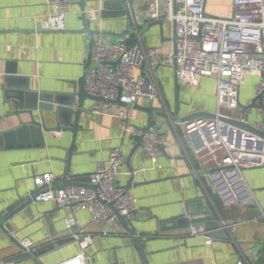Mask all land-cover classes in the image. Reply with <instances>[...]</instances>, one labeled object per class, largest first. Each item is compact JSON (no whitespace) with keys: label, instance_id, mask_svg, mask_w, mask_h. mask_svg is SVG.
Masks as SVG:
<instances>
[{"label":"crops","instance_id":"crops-1","mask_svg":"<svg viewBox=\"0 0 264 264\" xmlns=\"http://www.w3.org/2000/svg\"><path fill=\"white\" fill-rule=\"evenodd\" d=\"M104 1H85L89 20V12L102 10ZM119 1L124 2L125 9L118 16L101 15L100 20H91V29H103L105 42L118 41V33L126 30H141V34H128L132 43L137 38V43L156 46L162 55L173 50L172 21L163 19L162 25L151 21L147 2ZM206 9L215 16H229L235 11L234 0H206ZM54 10L45 0H0V220L29 199L36 174L53 171L57 186L66 179L75 184L87 183L96 163L108 158L113 148L122 147L127 161L118 178L126 187L131 184L130 194L139 199V209L128 220L141 236L145 260L120 220L114 225L96 222L89 209L82 208L76 213L77 225L69 228L66 218L71 216L72 205L35 200L13 214L5 228H0V264L13 259H17L15 264H57L83 251L89 264H264V219L260 217L264 211V155L241 156L246 165L241 173L253 197L245 204H225L213 180L205 175L220 160L222 151L197 155L185 130L186 123L171 119L194 111L215 112L216 77H200L196 83L188 84L177 77L173 66H156L153 73L145 70L147 79L158 83L161 95L152 99L145 94L138 104L166 113L156 115L152 126L159 127L170 141L166 153L158 158L162 167L152 168L142 145L128 159L138 141L121 135L119 117L92 114L91 106L96 101L92 97L85 99L77 133L69 129L22 128L31 121L28 109L38 106L40 98L55 97L67 103L76 96L79 101L92 33L83 20L81 4L70 6L64 31L43 30L42 20ZM197 92L204 99L198 100ZM242 97L241 91V104H248L255 93H247L244 100ZM49 115L46 125L55 127L57 117L54 112ZM35 116L42 120L40 110L35 111ZM258 119L249 117L252 122ZM148 121V112L133 109L134 124L147 126ZM19 127L22 129L16 131ZM193 162L200 175L194 172ZM204 210L211 211L226 228V239L214 237L212 243H207L205 234H188L187 227H178L179 223L162 227L160 222L185 212L191 218L200 217ZM103 229L112 232L104 235ZM80 231L93 234V241L86 248L74 237ZM26 238L40 253L21 254L20 240Z\"/></svg>","mask_w":264,"mask_h":264},{"label":"built area","instance_id":"built-area-1","mask_svg":"<svg viewBox=\"0 0 264 264\" xmlns=\"http://www.w3.org/2000/svg\"><path fill=\"white\" fill-rule=\"evenodd\" d=\"M123 1L131 4L135 0ZM137 1L150 5L147 11L151 21L169 19L174 23L173 50L162 55L156 46L146 47L142 43L132 45L128 34L122 35L116 42L107 43L104 41L103 29H96L92 35V55L97 65L87 71L86 89L90 94L104 97L107 101H95L91 113L119 117L121 135L131 137L136 142L141 139L143 154L152 161V168L162 167L158 158L170 145L167 134L159 127L145 131L142 125L132 122L133 106L138 104L141 96L147 94L156 99L161 95L157 82H150L145 89V70L153 73L156 66H173L177 77L188 84L196 83L200 77H216L217 116L192 118L186 122L185 130L194 143L197 155L214 153L219 149L222 151L220 160L205 175L213 180L225 204L247 203L253 194L241 173L246 166L241 156H263L264 137L224 122L220 116L245 120L241 113V85L249 74L254 75L259 78L255 85V98L262 107L260 118L250 122L258 130L264 131V0H234V13L224 17L210 14L206 9V0ZM80 2L82 0H45L55 10L42 20V29L64 31L70 6ZM101 11H90V19L100 20ZM85 12L88 13L87 10ZM118 98L131 104V107L111 102ZM126 161L123 148L115 147L108 158L96 163L87 183L66 187L55 184L56 175L53 171L36 174L35 187L28 198L54 201L59 206L72 205L71 216L66 218L69 228L77 225L76 213L82 208L89 209L94 221H104L109 225L119 221L115 210L128 219L133 218L139 209V199L131 195L118 178L120 168ZM194 170L200 175L195 165ZM260 217L264 219V211ZM186 229L188 234H205L206 242H213L214 236L204 225H190ZM80 232L74 237L86 248L93 241V234ZM101 232L107 235L112 231L103 229ZM20 251L23 256H29L36 252V246L32 240L22 239ZM16 262L17 259H13L2 264ZM57 264H89V260L86 251H83Z\"/></svg>","mask_w":264,"mask_h":264},{"label":"water","instance_id":"water-1","mask_svg":"<svg viewBox=\"0 0 264 264\" xmlns=\"http://www.w3.org/2000/svg\"><path fill=\"white\" fill-rule=\"evenodd\" d=\"M104 6L103 9L101 11V15L104 18H111V17H115L119 15V12L121 10L125 9V4L122 1L119 0H106L104 1ZM81 6L83 7V20L85 21V24L87 25V30L89 32L92 33V35L94 34V32L96 31L95 29H91L90 28V24H91V20L88 19L87 14L85 12L86 10V2L84 0H82V2H80ZM155 23H160L161 25L164 23L163 19H157L154 20ZM129 33H133V34H141V30L140 32H138V30H126L122 33H118L120 34V36L124 35V34H129ZM174 34V33H173ZM137 38L136 40L132 43V45H136L137 43ZM173 40H175V35L173 36ZM92 48H93V39L91 41V46H90V52H89V58L88 61L86 63V67H85V74L81 80V86H80V93L78 94V98L79 101H76V96H74V98L67 103H63L58 101L55 97L53 99H43L40 98V102H38V106H33L32 108L28 109V112L31 114V121H29V123L25 124L22 126V128H27V129H35L38 128L39 130H45V131H51V130H71L74 133H77V131L80 129L79 123H80V117L82 116V114L85 112V108H84V102L85 99L87 97H92L94 98L96 101H107L106 98H101V97H96L92 94H90L87 89H86V78H87V71L90 67L92 66H96L97 63L93 60V55H92ZM116 64V63H115ZM175 69V68H174ZM150 81L147 79L145 82V89L147 88V86L149 85ZM113 103H115L118 106H124V107H131V104L126 103L121 101L120 98H118L117 100L111 101ZM58 103V106L55 108V104ZM60 104V105H59ZM134 108L138 109H142L146 112H148L149 114V121H148V125L147 126H143L145 131H148L152 128L153 126V122L155 121L156 115H162L165 116L166 113L163 112L161 109H155L154 107L151 106H142L140 104L134 105ZM262 104L257 102V99L254 98L250 103L248 104H243L242 106V110L241 113L243 115V118L245 119L244 121H240L237 119H233L231 117H226V116H220V119L224 122H229L239 128L242 129H247L253 133H255L256 135L260 136V137H264V131L262 132L261 130H258L250 121H249V117L250 114L253 110V108H261ZM36 110H40V116L42 120H38L35 116V111ZM50 112H54L56 117H57V124L55 125V127H47L46 125V119L49 115ZM217 116V114L213 111H194L191 112V114H188L187 116H183L180 117L179 114H176L174 117H171V119L175 122L178 123H186L187 121L192 120V118H196V117H215ZM21 127H19V129H17L16 131H20L22 129ZM4 135V134H3ZM142 145L141 139L138 141L136 147L133 149L132 153L129 155L128 159L131 158V156L133 155V153L136 151V149ZM73 148L70 151V154L72 153ZM166 153V152H165ZM69 162V160H68ZM69 173V171H67V174ZM199 173H201V171H199ZM134 178V177H133ZM70 184H75V182H72L71 180L66 179V181L63 183V187L66 186H70ZM129 184L126 188L129 189L130 188ZM34 201V199L29 198L26 201H24L16 210H14L13 212H11L10 214L6 215L5 218H2L0 220V228H5L4 224L5 222L11 218V216L13 214H15L16 212H18V210L26 207L27 205H29L30 203H32ZM111 206H113V204H110ZM189 207V205L187 206ZM186 207V208H187ZM187 210H189V208H187ZM115 213L118 215L119 220L121 221V223L123 224V226L127 229V231H129L132 236L134 237L135 243L137 245L138 248H140L142 255L144 257L145 260V249L143 248V243H142V239L141 236L139 235L138 231H136L132 226L130 221L128 220L126 215H122L121 213H119L117 210H115ZM160 222L162 223V227L165 226L166 224H170L172 226V224L174 223H179L178 227H189L190 225H204V227L208 230L211 231L210 235L213 237H218V238H222V239H226L228 237L226 228L224 226H222L220 224V221L215 219L214 215L211 214V211L209 210H204L202 216L200 217H195V218H191L190 214L185 212L184 214L177 216V217H173V218H169V219H160ZM38 253H40L39 251L35 252V255H37Z\"/></svg>","mask_w":264,"mask_h":264},{"label":"rangeland","instance_id":"rangeland-1","mask_svg":"<svg viewBox=\"0 0 264 264\" xmlns=\"http://www.w3.org/2000/svg\"><path fill=\"white\" fill-rule=\"evenodd\" d=\"M259 81V78L258 77H256V76H252V77H247L245 80H244V82H243V84L241 85L242 87H241V91H242V94H243V97H242V100H244V97L247 95V93H248V95L249 96H251L252 95V93L254 94L255 93V85H256V83ZM205 86L206 87H208V83H206L205 84ZM245 87V88H244ZM243 89V90H242ZM246 93V94H245ZM245 94V95H244ZM200 97H203V99H204V96H201V93L200 92H197V99L198 100H201V98ZM198 104H201L202 102L200 101V102H197ZM215 105V104H214ZM209 106H211L210 105V103H209ZM216 106V105H215ZM258 113H259V108H254L253 109V112H251V116H250V118H251V120H255V119H258Z\"/></svg>","mask_w":264,"mask_h":264}]
</instances>
